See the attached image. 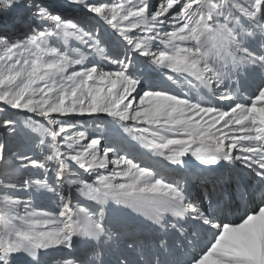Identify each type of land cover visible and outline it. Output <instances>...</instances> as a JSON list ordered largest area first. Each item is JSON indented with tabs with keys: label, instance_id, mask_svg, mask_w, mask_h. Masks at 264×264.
Returning <instances> with one entry per match:
<instances>
[{
	"label": "snow or ice",
	"instance_id": "obj_1",
	"mask_svg": "<svg viewBox=\"0 0 264 264\" xmlns=\"http://www.w3.org/2000/svg\"><path fill=\"white\" fill-rule=\"evenodd\" d=\"M28 7L0 27V264H264V0ZM193 158L236 191L167 174Z\"/></svg>",
	"mask_w": 264,
	"mask_h": 264
},
{
	"label": "bare ground",
	"instance_id": "obj_2",
	"mask_svg": "<svg viewBox=\"0 0 264 264\" xmlns=\"http://www.w3.org/2000/svg\"><path fill=\"white\" fill-rule=\"evenodd\" d=\"M204 167L205 166L203 165H199V162L195 161L193 158L192 165L190 167L183 170L176 169L173 171L172 169L175 168V166H171L168 168L167 174L172 176L174 179H183L186 177L192 186V192L193 189L196 191V193H193L194 196H203L205 193H215L220 188H223L227 193L236 191V186L234 183H226V181H229V177L234 175L233 173H230L227 169H220L218 167L214 170L201 172V169ZM113 207H115V205H113ZM90 247L91 246L88 245L87 247L83 248V251L87 253L89 259L92 258ZM118 254V250H113L112 252L105 250L102 259H104L106 262H110L113 261L115 256Z\"/></svg>",
	"mask_w": 264,
	"mask_h": 264
},
{
	"label": "rangeland",
	"instance_id": "obj_3",
	"mask_svg": "<svg viewBox=\"0 0 264 264\" xmlns=\"http://www.w3.org/2000/svg\"><path fill=\"white\" fill-rule=\"evenodd\" d=\"M34 2L40 3L41 0H19L21 7L16 11H13L14 14L9 24H17L16 35H22L23 32L28 31V23L31 20V13L29 11L28 6L32 5ZM43 2L48 4L52 9H60L66 15L67 18L74 19L78 15V13H74L72 9L64 7L65 0H43ZM20 29H22L23 31H20ZM10 115H13L14 118L17 115H19L21 119L23 118L22 114L16 113V110H12V112H10ZM77 119H81V118H77ZM88 122L91 123L90 120ZM21 135H23V133H21ZM6 167L11 169L12 167L11 161H9L7 165L4 163V161H0V171L4 170ZM193 193H196L194 189H193ZM38 203L45 207L47 206L46 200L38 201ZM87 246L88 245H85L84 247Z\"/></svg>",
	"mask_w": 264,
	"mask_h": 264
},
{
	"label": "trees",
	"instance_id": "obj_4",
	"mask_svg": "<svg viewBox=\"0 0 264 264\" xmlns=\"http://www.w3.org/2000/svg\"><path fill=\"white\" fill-rule=\"evenodd\" d=\"M13 14L14 13L11 10L0 13V26L2 27L3 25L9 24L11 22Z\"/></svg>",
	"mask_w": 264,
	"mask_h": 264
}]
</instances>
